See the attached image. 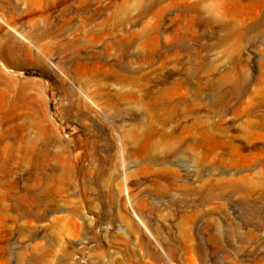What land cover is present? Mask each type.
I'll return each instance as SVG.
<instances>
[{"label": "rangeland", "instance_id": "1", "mask_svg": "<svg viewBox=\"0 0 264 264\" xmlns=\"http://www.w3.org/2000/svg\"><path fill=\"white\" fill-rule=\"evenodd\" d=\"M0 264H264V0H0Z\"/></svg>", "mask_w": 264, "mask_h": 264}]
</instances>
